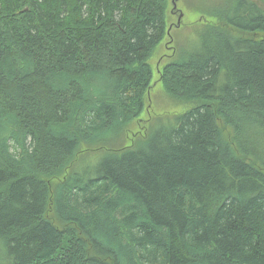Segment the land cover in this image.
<instances>
[{
	"label": "trees",
	"instance_id": "16d2710c",
	"mask_svg": "<svg viewBox=\"0 0 264 264\" xmlns=\"http://www.w3.org/2000/svg\"><path fill=\"white\" fill-rule=\"evenodd\" d=\"M167 6L0 0V264H264V0L210 6L159 71L198 104L125 145Z\"/></svg>",
	"mask_w": 264,
	"mask_h": 264
},
{
	"label": "rangeland",
	"instance_id": "374dc122",
	"mask_svg": "<svg viewBox=\"0 0 264 264\" xmlns=\"http://www.w3.org/2000/svg\"><path fill=\"white\" fill-rule=\"evenodd\" d=\"M171 1L168 0L166 22L167 27L173 25L170 34L165 35L147 60L152 70L151 86L145 97L142 112L137 118L129 122L125 128L126 131H122L124 134L123 142L127 140L125 145H129L131 139L135 137L141 139L144 135L150 134L161 126L176 125L179 115L198 104L196 100L170 96L159 80V71L166 62L177 57L180 53L187 55L197 49V30L200 29L204 20L212 19L207 14L209 13L208 9L219 0H178L177 8L183 13L179 26H174L177 17L171 12ZM104 151V148L88 150L89 153L83 154V158L77 161L79 170L95 164Z\"/></svg>",
	"mask_w": 264,
	"mask_h": 264
},
{
	"label": "water",
	"instance_id": "95a60500",
	"mask_svg": "<svg viewBox=\"0 0 264 264\" xmlns=\"http://www.w3.org/2000/svg\"><path fill=\"white\" fill-rule=\"evenodd\" d=\"M177 2L178 0H172L171 1V4H172V8H171V12L174 14V15H177V21L175 23L174 26H179L181 24V19H182V16H183V13L181 10H179L177 8ZM172 25H170L167 29V33L170 34V29H171Z\"/></svg>",
	"mask_w": 264,
	"mask_h": 264
},
{
	"label": "flooded vegetation",
	"instance_id": "af4514ba",
	"mask_svg": "<svg viewBox=\"0 0 264 264\" xmlns=\"http://www.w3.org/2000/svg\"><path fill=\"white\" fill-rule=\"evenodd\" d=\"M177 17V15H175Z\"/></svg>",
	"mask_w": 264,
	"mask_h": 264
}]
</instances>
